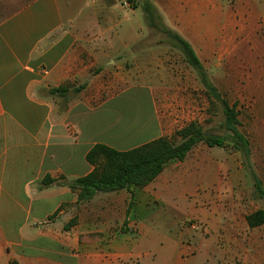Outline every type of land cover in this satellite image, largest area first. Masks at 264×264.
I'll return each instance as SVG.
<instances>
[{"label": "crops", "instance_id": "0c3cea01", "mask_svg": "<svg viewBox=\"0 0 264 264\" xmlns=\"http://www.w3.org/2000/svg\"><path fill=\"white\" fill-rule=\"evenodd\" d=\"M84 1L0 0V264H264V235L254 233L264 225L251 229L248 214L223 222L209 207L214 173L187 165L197 147L144 188L78 203L67 183L93 171L90 149L170 136L180 112L172 102L189 87L187 63L169 45L142 44L150 28L138 0ZM149 1L204 70L231 50L264 75V0ZM66 84L67 95L50 93ZM142 87L151 104L143 119L125 110L128 100L139 107ZM181 209L177 217L213 231L203 236L214 250L190 252L189 228L167 239L171 250L157 239L159 214Z\"/></svg>", "mask_w": 264, "mask_h": 264}, {"label": "rangeland", "instance_id": "374dc122", "mask_svg": "<svg viewBox=\"0 0 264 264\" xmlns=\"http://www.w3.org/2000/svg\"><path fill=\"white\" fill-rule=\"evenodd\" d=\"M84 2L83 0L81 4ZM140 22L144 26L147 24L145 21ZM155 23L156 27H149L150 32L142 44L169 45L174 54L179 55L182 62L187 63L186 69L189 71V87L184 92L183 99L172 102L180 112L175 117L176 125L173 132L166 138L179 144L181 140L175 138L176 131L194 123L207 135L226 139L225 147L210 148L205 143H199L187 158V165L214 173V186L210 188L212 191L209 193V207L216 205L221 209V216L224 218L220 221L235 219L243 222L247 214L259 209L264 210V75L260 74V67L245 64V59L240 58L244 53L237 52L239 54L234 55L231 50H217L213 58L210 56L205 60L207 69L205 68L204 72L197 71L186 61L176 39L163 30L159 22ZM259 37H263L261 33L258 34ZM257 58L261 63L264 62L262 56L259 55ZM140 91L139 107L135 104L133 108L132 102L128 100L125 110L128 114L133 112L136 114L139 108L143 119L150 116L151 104L148 90L142 87ZM111 93H114V88L111 89ZM217 94L220 96L219 100ZM225 104L234 109V114L229 118ZM181 109L184 111L181 112ZM233 128L240 137L235 134ZM218 181L220 186L217 185ZM185 214L184 209L178 213L173 210L162 211L156 221L157 239L163 240L165 245L168 243V250H171L172 244L167 242V239H177L183 229L189 228L190 233L187 237L191 244V248L188 249L190 252L200 254L214 250L216 244L206 239V236L214 234L213 231L205 233V230H208L207 225L203 226L204 223L194 217L192 220L195 221L197 231L190 230L187 222L191 219L186 222L183 218L177 217ZM254 233L264 235V229H256ZM195 238L204 242L198 245ZM220 245L227 249V243Z\"/></svg>", "mask_w": 264, "mask_h": 264}, {"label": "trees", "instance_id": "16d2710c", "mask_svg": "<svg viewBox=\"0 0 264 264\" xmlns=\"http://www.w3.org/2000/svg\"><path fill=\"white\" fill-rule=\"evenodd\" d=\"M145 14L148 27H156L160 23L163 30L173 36L182 49L186 61L197 71L204 69L188 42L166 27L155 6L149 0H138ZM71 88L66 84L50 90L51 94L65 96ZM76 91H80L77 88ZM219 100L220 96L216 95ZM227 117L234 114L233 107L224 105ZM234 129L236 135L240 134ZM175 138L179 144L170 138L162 137L128 151H120L105 144H96L86 155L87 162L93 166V171L81 178L67 183V186L78 192V203L91 201L99 193H109L131 189L144 188L154 182L173 160L184 162L189 153L205 143L208 147H225L226 139L221 136L207 135L196 124H189L176 131ZM54 180L46 178L44 184ZM251 229L264 225V210H256L246 216ZM75 221H72L73 224Z\"/></svg>", "mask_w": 264, "mask_h": 264}, {"label": "built area", "instance_id": "2783aa9c", "mask_svg": "<svg viewBox=\"0 0 264 264\" xmlns=\"http://www.w3.org/2000/svg\"><path fill=\"white\" fill-rule=\"evenodd\" d=\"M187 223H188V225L190 226V228H191L192 230H196V231H197V226H196L194 220H190V221H188Z\"/></svg>", "mask_w": 264, "mask_h": 264}]
</instances>
